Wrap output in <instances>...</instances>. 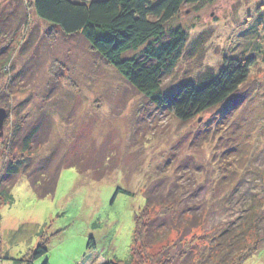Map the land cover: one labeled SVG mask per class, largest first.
Instances as JSON below:
<instances>
[{
	"label": "rangeland",
	"instance_id": "1",
	"mask_svg": "<svg viewBox=\"0 0 264 264\" xmlns=\"http://www.w3.org/2000/svg\"><path fill=\"white\" fill-rule=\"evenodd\" d=\"M33 2L0 0V108L8 112L0 195L15 185L12 203L0 197V264H26L41 238L48 252L33 264H125L147 193L177 186L189 190L187 208H205V224L152 255L168 249L173 264H193L179 260L181 241L200 249L253 211L259 237L251 235L248 247H258L245 264H264V0H201L167 25L162 42L179 28L188 37L163 73L162 93L200 85L226 60H257L235 96L188 123L139 94L82 36L40 20ZM141 52L127 56L143 59ZM39 121L50 127L49 141L28 172L64 167L46 198L27 176L4 173L13 128Z\"/></svg>",
	"mask_w": 264,
	"mask_h": 264
},
{
	"label": "trees",
	"instance_id": "2",
	"mask_svg": "<svg viewBox=\"0 0 264 264\" xmlns=\"http://www.w3.org/2000/svg\"><path fill=\"white\" fill-rule=\"evenodd\" d=\"M200 1L95 0L84 3L72 0H34L33 5L40 20L57 28L65 36H82L92 50L139 94L158 108L173 114L180 122L188 123L228 102L249 82L251 71L257 64L254 56L226 60L225 67L217 75L208 74L206 81L198 86L184 85L169 93L161 92L163 73L184 47L188 37L179 28L170 33L167 42H162L166 27L185 6L196 5ZM132 51H142L144 58L140 59L139 55L127 56ZM46 126L43 121H39L31 128L21 125L13 128L9 143L11 158L4 172L9 177L27 176L32 189L42 198L55 193L64 169L63 166L58 167L53 175L47 174L48 171H40L35 175L28 172L29 166L35 161L32 157L39 156L42 146L49 141L50 127L47 126V129ZM43 132L47 133L42 136ZM49 160L42 158L41 166H45ZM70 168L76 169L74 166ZM14 187L0 195L4 203L13 202L11 191ZM153 189L147 193L146 207L136 217L134 247L131 249L130 261L125 264H173L168 249L167 254L164 250L157 256L152 255V250L168 243L173 235L189 236L205 224V208L201 207L197 213L199 206L193 203V206L187 208L188 203L184 202L189 191L187 187L182 190L181 186H177L169 192L163 189L160 195L154 193ZM122 192L118 190V193ZM250 213L245 221L211 237L200 249H197V243L191 245L181 241L179 260L183 262L191 258L194 259L193 264H245L258 247L257 244L252 249L248 247L249 238L251 235L259 237L260 221L250 218ZM38 236H43V232ZM48 245L49 241L41 238L36 250L23 262L33 264L48 252ZM89 246L93 247V242Z\"/></svg>",
	"mask_w": 264,
	"mask_h": 264
},
{
	"label": "water",
	"instance_id": "3",
	"mask_svg": "<svg viewBox=\"0 0 264 264\" xmlns=\"http://www.w3.org/2000/svg\"><path fill=\"white\" fill-rule=\"evenodd\" d=\"M8 119V112L5 109L0 108V139L4 135V126Z\"/></svg>",
	"mask_w": 264,
	"mask_h": 264
}]
</instances>
